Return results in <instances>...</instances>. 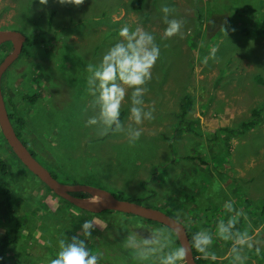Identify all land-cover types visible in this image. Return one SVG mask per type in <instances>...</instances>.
Returning <instances> with one entry per match:
<instances>
[{"label": "rangeland", "instance_id": "1", "mask_svg": "<svg viewBox=\"0 0 264 264\" xmlns=\"http://www.w3.org/2000/svg\"><path fill=\"white\" fill-rule=\"evenodd\" d=\"M137 2L0 0V30L39 41L2 81L25 117L22 139L62 184L105 190L179 217L194 233L208 230L209 251L217 256L209 261L215 264H232V242L215 234L221 219L235 215L222 206L232 200L241 212L235 230L253 236L244 264L264 263V0H143L135 9ZM166 6L173 10L170 18L183 20L182 35L163 38ZM126 25L153 32L161 49L144 96L154 119L143 122L134 144L124 133L101 136L95 126H86L99 111L88 92L87 65L99 63ZM3 56L0 51V63ZM26 92L38 94L33 106L24 100ZM186 96L192 105L182 119ZM129 107L130 102L122 105L125 127L133 123ZM254 109L261 110L257 123L240 131L243 123L256 120ZM7 160L14 219L21 220L20 230L31 226L20 231L8 255L12 264H48L58 240L76 234L93 216L107 225L96 227L89 244L100 264H140L125 246L126 236L160 227L145 226V219L134 215L77 210L15 158ZM58 208V216L50 215ZM5 211L0 195V236L13 220Z\"/></svg>", "mask_w": 264, "mask_h": 264}, {"label": "clouds", "instance_id": "2", "mask_svg": "<svg viewBox=\"0 0 264 264\" xmlns=\"http://www.w3.org/2000/svg\"><path fill=\"white\" fill-rule=\"evenodd\" d=\"M48 0H40L46 4ZM60 4L75 3L78 0H58ZM172 9L164 7V23L166 27L163 38L182 35L183 20L171 17ZM119 39L109 47L99 63L87 65L88 92L93 97V104L98 107L96 115L89 117L86 126H95L99 135L121 132L129 144H134L143 134L141 125L144 121L154 119L153 109L145 106L144 96L148 91L146 85L152 78V69L161 55V49L153 32L142 26L130 28L124 26L119 30ZM215 49H213V52ZM127 98V99H126ZM128 119L132 121L127 127L121 121L122 105L129 103ZM219 184L213 185L216 191ZM234 202L227 200L222 205L228 213H235L225 222L221 219L216 225V236L224 241H231L229 255L232 264H244V249L253 248V236L247 230H235L241 212L233 207ZM246 219V217H245ZM179 221V217H177ZM182 223V222H181ZM106 227L93 216L85 219L79 231L70 238L58 240V252L48 264H100L101 257L94 254L89 247L96 227ZM139 227V225H137ZM124 229V222H121ZM176 233L163 228L150 229L147 235L129 232L125 238V246L134 251L140 264H187L189 247L201 254L203 259L217 260V256L209 249L213 244V235L208 230L195 232L189 246L175 245ZM256 253L261 249L256 247ZM3 257H0L2 264Z\"/></svg>", "mask_w": 264, "mask_h": 264}, {"label": "water", "instance_id": "3", "mask_svg": "<svg viewBox=\"0 0 264 264\" xmlns=\"http://www.w3.org/2000/svg\"><path fill=\"white\" fill-rule=\"evenodd\" d=\"M26 41L27 36L22 32L0 30V46L6 43L12 44V51L0 63V130L16 157L57 197L66 200L73 206L93 214L113 211L157 222L176 233L175 236L180 245L189 246L190 238L185 225L165 212L135 202L122 200L108 191L91 186L62 184L36 159L35 156H33L29 148L18 137L13 127L2 90L3 76L22 54ZM73 193H85L88 194L89 197H78L74 196ZM187 264H197L196 257L191 247H189Z\"/></svg>", "mask_w": 264, "mask_h": 264}, {"label": "trees", "instance_id": "4", "mask_svg": "<svg viewBox=\"0 0 264 264\" xmlns=\"http://www.w3.org/2000/svg\"><path fill=\"white\" fill-rule=\"evenodd\" d=\"M142 3H143V0H138V2L136 3L135 9H140L141 6H142ZM38 43H39V41H37V40H31L30 38H27V41H26V43L24 45V49H23V52H22L21 55H26V54L27 55H31L29 49H31L32 47H35ZM11 49H12L11 43H6V44H3V45L0 46L1 54L4 55L2 57V59H1V62L10 53ZM203 58H204V56H203ZM2 81H3V79H2ZM262 84L264 85V78H263ZM2 90H3V95H4L6 107H7L8 113H9L10 120L12 121L13 127H14L18 137L28 147L27 143H25L23 141V139H22V131L24 130L25 125H26L25 117L23 116V114L21 112H19V110H17V108H16V106H15L13 100H12V97H13L14 93L12 94L10 91H8L6 89V87H3V83H2ZM37 95L38 94L36 92H34V94L32 96H28V94L26 92L25 96H24V100L26 102H28L31 106H33L35 104V102H36ZM182 105H183L182 119H184L185 115H187V113L190 111V107L192 105V99L189 96H186L183 99V104ZM259 112H261L260 109H254L253 110V116L256 118V120H252V121L249 120L248 123H243L239 127V130L240 131L241 130H247V129L253 127L255 125V123H257V118L259 117ZM123 118H124V116L121 115V121L123 120ZM0 140H1V143H2V147H3V149L0 151V195L3 197V200H4V204H5V207H6V211L5 212L8 213V215L12 216V218H13V220H11L9 223H7L8 226H7V229H6L5 233L0 236V257H3L2 264H12V261L8 257L9 253L13 252L11 249L19 243V241H20L19 240L20 239V236H19L20 231L22 233H26V230L29 231V227H31V226L28 225L29 227L26 228V226H27L26 225L24 229L20 230L21 229V226H20V221L21 220L18 219V218L14 219L15 216L13 214H15V211H14V208H13V205H12V197H11L12 195H11L10 189L8 187V184L5 181V179L7 177H9V175H8L9 174V172H8V164H7L8 160L7 159L8 158H11V159L15 158L18 161V163H21V162L16 157V155L14 154L12 149L9 147L8 143L6 142V140L4 139V137H3L2 133H1V130H0ZM31 153L33 154V156H35L34 152L31 151ZM1 155H3V156H1ZM26 170H28V169L26 168ZM43 185L45 186V188L50 193H52L55 197H57L45 184H43ZM141 186L145 187L146 184L144 182H142ZM73 195L74 196H78V197H84V198L89 197V195L85 194V193H73ZM61 200H63V199H61ZM63 201L66 202L68 204V206L74 207L77 210H80L82 212H86V213L90 214V212L81 210V209L73 206L72 204H70L66 200H63ZM60 209L58 208L57 211L53 210L50 213V215L51 214H56L54 216H58V213H59L58 210H60ZM64 212L68 213L67 210H66V207L64 209ZM106 212L114 213L113 211H106ZM100 214H102V213H100ZM55 220H56V218H55ZM145 222L148 223V224H145V226L160 227V228H163V229H166V230H169V231L173 232L171 229H169V228L165 227L164 225L159 224L157 222H153V221H149V220H145ZM190 228L191 227L189 226V230L187 228L186 229H187L189 238L191 240V237L194 234V232H192ZM174 240H175V245L174 246H179L180 244H179L176 236L174 237ZM192 249H193L194 256L196 257L197 264H215L212 261L210 262L209 259H203L201 257L200 253L196 252L194 248H192Z\"/></svg>", "mask_w": 264, "mask_h": 264}, {"label": "crops", "instance_id": "5", "mask_svg": "<svg viewBox=\"0 0 264 264\" xmlns=\"http://www.w3.org/2000/svg\"><path fill=\"white\" fill-rule=\"evenodd\" d=\"M189 160H191V158H190ZM256 262H257V261H256ZM257 263H258V262H257ZM261 264H264V263L262 262Z\"/></svg>", "mask_w": 264, "mask_h": 264}]
</instances>
